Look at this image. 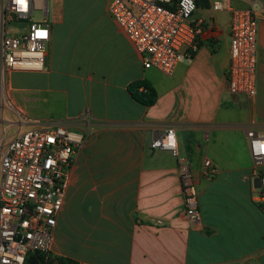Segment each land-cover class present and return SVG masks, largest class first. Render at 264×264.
Instances as JSON below:
<instances>
[{
	"label": "crops",
	"instance_id": "obj_1",
	"mask_svg": "<svg viewBox=\"0 0 264 264\" xmlns=\"http://www.w3.org/2000/svg\"><path fill=\"white\" fill-rule=\"evenodd\" d=\"M211 1V0H209ZM257 18L256 93L228 88L230 16L197 9L213 36L170 73L144 68L142 56L105 10L104 24L48 20L45 69L18 97L21 113L3 118L10 136L64 122L86 133L75 150L53 229L51 255L88 264H264V163L255 164L245 129L264 136V0ZM235 6H242L234 2ZM53 12L55 9L53 7ZM80 27V29H79ZM14 73V72H13ZM144 80V105L129 84ZM88 109L90 116L81 115ZM166 127L198 193L199 218L186 214L177 161L150 142ZM204 158L219 168L202 175ZM160 220V222H158Z\"/></svg>",
	"mask_w": 264,
	"mask_h": 264
},
{
	"label": "built area",
	"instance_id": "obj_2",
	"mask_svg": "<svg viewBox=\"0 0 264 264\" xmlns=\"http://www.w3.org/2000/svg\"><path fill=\"white\" fill-rule=\"evenodd\" d=\"M106 1L108 14L141 54L144 68L170 74L202 40L213 36L206 21L195 18L198 8L194 0ZM209 9L226 11L230 16L229 91L252 98L256 93L257 18L262 5L259 0H211ZM35 11H40L41 19L34 17ZM47 14L48 0H0V93L5 98L1 113L6 108L22 117L10 97L11 73L45 69L50 39ZM89 116L85 109L81 118ZM245 135L254 163H264V136L251 128L245 129ZM85 137V132L69 130L61 121L9 137L0 135V264H24L29 252L51 253L73 155ZM150 147L167 150L175 157L185 214L196 222L197 188L188 162L179 155L175 129L166 127L152 139ZM201 171L203 176L214 178L219 168L204 158ZM261 184L258 194L264 201V179Z\"/></svg>",
	"mask_w": 264,
	"mask_h": 264
},
{
	"label": "rangeland",
	"instance_id": "obj_3",
	"mask_svg": "<svg viewBox=\"0 0 264 264\" xmlns=\"http://www.w3.org/2000/svg\"><path fill=\"white\" fill-rule=\"evenodd\" d=\"M53 7L55 12H53ZM55 13L62 14L63 22L60 24H104L102 18L108 19L105 10V0H48V14L46 20L54 22ZM36 19H41L40 11L34 12ZM54 24H57L54 22ZM80 29V27H79ZM36 73L17 71L8 76L9 87L13 88V94L19 96L23 94L21 89H27L31 81L37 77ZM5 98L0 93V105L5 103ZM12 111L3 108L1 113L0 107V135L4 133L5 137H9L14 128H9L8 131L2 121L7 118Z\"/></svg>",
	"mask_w": 264,
	"mask_h": 264
},
{
	"label": "trees",
	"instance_id": "obj_4",
	"mask_svg": "<svg viewBox=\"0 0 264 264\" xmlns=\"http://www.w3.org/2000/svg\"><path fill=\"white\" fill-rule=\"evenodd\" d=\"M198 9H208L209 0H194ZM132 97L144 105H151L156 100L155 89L146 81L138 80L129 84ZM24 264H78L69 258L57 257L40 251L29 252Z\"/></svg>",
	"mask_w": 264,
	"mask_h": 264
}]
</instances>
